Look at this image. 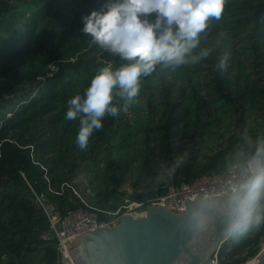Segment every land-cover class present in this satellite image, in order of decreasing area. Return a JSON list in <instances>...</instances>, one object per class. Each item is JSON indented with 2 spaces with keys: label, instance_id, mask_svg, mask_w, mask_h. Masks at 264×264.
<instances>
[{
  "label": "trees",
  "instance_id": "16d2710c",
  "mask_svg": "<svg viewBox=\"0 0 264 264\" xmlns=\"http://www.w3.org/2000/svg\"><path fill=\"white\" fill-rule=\"evenodd\" d=\"M141 12L135 31L107 37ZM131 77L142 94L123 92ZM151 77L162 78L160 94L143 84ZM152 134L175 184L253 156L264 162V0H0V264H55L32 191L60 215L85 208L71 178L101 170L118 185L123 153L137 144L146 157ZM116 192L87 201L90 210H115L124 197ZM263 194L264 178L218 249L219 264L258 253Z\"/></svg>",
  "mask_w": 264,
  "mask_h": 264
},
{
  "label": "water",
  "instance_id": "95a60500",
  "mask_svg": "<svg viewBox=\"0 0 264 264\" xmlns=\"http://www.w3.org/2000/svg\"><path fill=\"white\" fill-rule=\"evenodd\" d=\"M138 20L145 22L146 14ZM217 195L186 200L182 210L149 204L146 213L122 216L110 229L83 230L63 246L64 264H211L242 207ZM253 264H264V249Z\"/></svg>",
  "mask_w": 264,
  "mask_h": 264
},
{
  "label": "built area",
  "instance_id": "2783aa9c",
  "mask_svg": "<svg viewBox=\"0 0 264 264\" xmlns=\"http://www.w3.org/2000/svg\"><path fill=\"white\" fill-rule=\"evenodd\" d=\"M139 13L126 14L120 20V28L118 32L111 33L107 37L119 39L126 30L135 31L139 23ZM134 18L128 23L127 27L122 28V24L129 18ZM128 17V18H127ZM53 69V68H52ZM139 83V79L131 77L126 83L129 86H135ZM124 84L120 85L123 87ZM177 137L174 139L177 142ZM264 178V162L261 155L250 157L243 162L234 163L227 168L218 172L203 175L191 182H182L175 184L170 179L164 186L162 194L154 197L140 199L125 195L122 203L111 211H92L90 206L78 195L77 190L73 189V193L85 205V208L78 207L75 210H69L64 215H60L54 211L48 204L46 198L42 194H36L32 191L33 203L41 210L48 221V228L41 236L42 240H53L55 242V250L57 259L55 264H64L63 246L69 241L76 238L81 231H93L100 228H112L118 222L119 218L125 215L133 216L140 213H146V207L149 204H159L173 210H182L186 200L195 199L197 196L226 195L234 201L243 204L248 199L252 190L258 182ZM68 186V185H67ZM264 199V194H263ZM240 212V211H239ZM239 212L236 216L239 219ZM264 246L253 258L256 259ZM211 264H217V256L213 255Z\"/></svg>",
  "mask_w": 264,
  "mask_h": 264
},
{
  "label": "rangeland",
  "instance_id": "374dc122",
  "mask_svg": "<svg viewBox=\"0 0 264 264\" xmlns=\"http://www.w3.org/2000/svg\"><path fill=\"white\" fill-rule=\"evenodd\" d=\"M132 18L134 17H129L122 24L123 29L127 27ZM242 39H239L237 43L243 48H246L248 46L249 40ZM235 49H237L236 44ZM249 53L250 52H245L243 55L244 67L246 69V72L253 71V67H251L253 64V57L250 56ZM153 77L143 82V84L150 83V86L146 87V89H152L156 94H160L159 91L161 90L162 78L156 77L154 79ZM168 78L172 79L173 75H169ZM142 86L143 85L139 83L135 86H125L122 88V90L124 93H130L131 90H139V94H142ZM137 98L142 99L141 95H135V99ZM138 138L141 141L144 140L143 135H138ZM150 138L154 141V143L150 145L152 146V149L147 153L146 157H144L143 154L144 149L140 148L134 150L136 149L137 144L130 147L128 150H125L122 155L121 161L119 160L118 162L120 164V168L116 170L115 173L120 178L118 185L110 184V173L101 174V170H96L92 176H86V171L82 169L79 172V175L72 177L70 180L73 185L77 186L78 189L76 188V192L78 193V195L83 196L86 202H89L92 198L96 199L97 196H101L106 191L111 190V188H114L117 191L116 193L120 194L121 196L131 195L132 197H135L136 195L143 197L152 193L155 194L159 192V190H162L165 184L171 179L169 174L170 170L166 165L165 157H162L159 154L161 143L156 141V137L154 134H152ZM131 154H134L132 160L129 159ZM88 179H90L93 188L98 191L96 192L98 193V195H96V193L92 192V190L90 189L88 185ZM253 202L254 201H252V203ZM263 246L264 237L262 238V242L260 243L259 251ZM253 258L248 259L243 264H247L248 262L253 260ZM217 264H219L218 260Z\"/></svg>",
  "mask_w": 264,
  "mask_h": 264
},
{
  "label": "bare ground",
  "instance_id": "6f19581e",
  "mask_svg": "<svg viewBox=\"0 0 264 264\" xmlns=\"http://www.w3.org/2000/svg\"><path fill=\"white\" fill-rule=\"evenodd\" d=\"M130 80V79H129ZM254 260H251L250 262H248L247 264H253Z\"/></svg>",
  "mask_w": 264,
  "mask_h": 264
}]
</instances>
